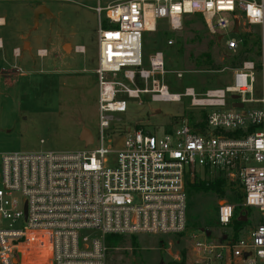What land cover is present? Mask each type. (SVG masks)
<instances>
[{
    "label": "built area",
    "instance_id": "obj_1",
    "mask_svg": "<svg viewBox=\"0 0 264 264\" xmlns=\"http://www.w3.org/2000/svg\"><path fill=\"white\" fill-rule=\"evenodd\" d=\"M94 1L98 141L74 153L0 155V264H106L109 236H180L186 184L198 171L238 182L241 205L256 209L260 221L246 239L195 237L194 264H264V0ZM190 16L226 53L249 50V57L231 70L228 85L171 93L161 52L142 68L141 34L161 22L179 30ZM251 28L258 29L254 51L245 43ZM142 98L185 99L205 113L202 131L187 121L161 133L135 126L122 132L118 149L106 145L112 115ZM217 219L227 229L233 207L219 206Z\"/></svg>",
    "mask_w": 264,
    "mask_h": 264
},
{
    "label": "rangeland",
    "instance_id": "obj_2",
    "mask_svg": "<svg viewBox=\"0 0 264 264\" xmlns=\"http://www.w3.org/2000/svg\"><path fill=\"white\" fill-rule=\"evenodd\" d=\"M96 6L94 0H0V155L89 150L93 146L86 147L80 140L83 128L98 141ZM38 7L47 8L50 17H35ZM251 31L254 40L247 45L254 51L258 41L253 35L257 36L258 29ZM140 43L143 69L156 51L163 54V81L171 93L228 85L231 70L240 64L232 66L239 55L226 53L197 16L183 18L176 31L161 22L155 32H143ZM78 48L84 51L76 52ZM142 99L141 105L127 99L126 112L112 115L106 145L109 141L118 149L127 128H157L161 133L183 121L202 120L200 111L185 99L158 103ZM215 175L195 173L205 183ZM223 191L187 188V227L182 235L134 236L136 249L130 246L132 237H125L122 247L107 254L106 264H194L195 237L220 240L232 232L220 227L217 212L223 204L238 207L234 195L241 192L240 184L226 179ZM248 211L238 232L245 239L260 221L256 209Z\"/></svg>",
    "mask_w": 264,
    "mask_h": 264
},
{
    "label": "trees",
    "instance_id": "obj_3",
    "mask_svg": "<svg viewBox=\"0 0 264 264\" xmlns=\"http://www.w3.org/2000/svg\"><path fill=\"white\" fill-rule=\"evenodd\" d=\"M254 39H251L249 37L245 38V43L246 45L253 41ZM256 41V39H255ZM256 43V42H255ZM249 50H246L243 53H240L237 59V62L232 63V66H236L238 65L241 61H243L244 59H248L249 57ZM171 90V89H170ZM204 90H202L201 92H203ZM199 115H201V119L202 121L196 125V127H198V129H200V131H202V127H203V123H204V112H200ZM196 122H192L190 124L195 125ZM195 179L193 180L192 183H190V180L187 181L186 184V189L189 187H195L197 190H203V191H211L214 193H221L224 194L223 191V187L225 184V180L226 178L222 175V174H216L215 177L212 179V181L210 183H205L202 181L197 180L196 176H194ZM241 191V188H240ZM235 200H238L239 205L237 208L233 209V219L231 224L228 226L227 229H230L232 232V236L234 238L237 237L238 232H239V228L244 225V222L242 221V218L246 217L247 213L249 212L247 208H244L241 204H242V192L240 193H236V195H234ZM235 227H233V226ZM131 241H130V246L133 248H137V243L135 242V239L133 238L134 236H131ZM106 246H107V254H110L111 252L114 251V249L122 247V245L125 242V237H120V236H109L106 238Z\"/></svg>",
    "mask_w": 264,
    "mask_h": 264
},
{
    "label": "water",
    "instance_id": "obj_4",
    "mask_svg": "<svg viewBox=\"0 0 264 264\" xmlns=\"http://www.w3.org/2000/svg\"><path fill=\"white\" fill-rule=\"evenodd\" d=\"M40 14H44L45 16L50 17L49 10L47 8H45V7H38V8H36L34 10L35 17H37ZM80 140L87 147V146H90L93 143V136H92V134H91V132L89 130L83 129L81 134H80ZM243 219H245V217L242 218V221H244ZM205 234H206L207 237L210 236V232H208V231H205ZM222 239L225 240V236ZM161 264H163V263H161Z\"/></svg>",
    "mask_w": 264,
    "mask_h": 264
},
{
    "label": "crops",
    "instance_id": "obj_5",
    "mask_svg": "<svg viewBox=\"0 0 264 264\" xmlns=\"http://www.w3.org/2000/svg\"><path fill=\"white\" fill-rule=\"evenodd\" d=\"M83 129H85V128H83ZM83 129H82V130H83ZM223 237H224V236H223ZM225 238H226V237H225ZM222 240H223V239H222Z\"/></svg>",
    "mask_w": 264,
    "mask_h": 264
}]
</instances>
